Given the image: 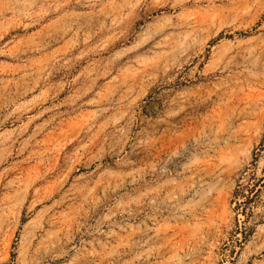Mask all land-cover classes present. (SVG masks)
Here are the masks:
<instances>
[{"label": "rangeland", "instance_id": "1", "mask_svg": "<svg viewBox=\"0 0 264 264\" xmlns=\"http://www.w3.org/2000/svg\"><path fill=\"white\" fill-rule=\"evenodd\" d=\"M0 264H264V0H0Z\"/></svg>", "mask_w": 264, "mask_h": 264}, {"label": "bare ground", "instance_id": "2", "mask_svg": "<svg viewBox=\"0 0 264 264\" xmlns=\"http://www.w3.org/2000/svg\"><path fill=\"white\" fill-rule=\"evenodd\" d=\"M219 183V182H218ZM222 185V184H221ZM221 188V187H220ZM217 190H218V188H217Z\"/></svg>", "mask_w": 264, "mask_h": 264}]
</instances>
